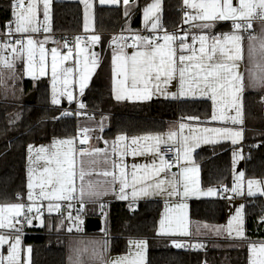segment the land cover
Listing matches in <instances>:
<instances>
[{"label":"snow or ice","instance_id":"obj_1","mask_svg":"<svg viewBox=\"0 0 264 264\" xmlns=\"http://www.w3.org/2000/svg\"><path fill=\"white\" fill-rule=\"evenodd\" d=\"M85 5V19L88 17V10L92 8L90 0H80ZM39 0H11V9L13 20L5 24L6 32L0 31V48L11 47V51L18 55L27 51L28 68L27 74L36 77V66L34 61L33 49L36 41L31 36L27 38V44L24 43V37L10 40L15 34L37 33L41 30L39 26L37 12ZM101 5L121 3V0H99ZM124 15H129L130 0H122ZM183 4L187 8L195 9V14L185 13L184 23L191 24V27L198 28L202 34L192 35L191 43H188V36L191 29L183 30L182 34L168 33L165 31L163 35V43L160 42L158 35L133 37V44L126 45L137 48L131 55L123 51L120 47L119 52L113 54V78L116 84L114 89L115 99L117 101H150L155 96H163L166 99H181L189 96L207 98L212 102L213 114L211 120H230L233 125H242L244 123L243 113V94L246 90L245 79L249 81L248 87L264 89V33L260 36L252 32L253 20L259 19L264 25V0H238L234 6L233 0H183ZM51 0H43V17L46 22L50 21ZM161 0H153V3L147 5L143 10V18L146 25L151 21V29L155 32L161 28L160 24ZM199 21L200 23H192ZM218 21H231L232 31L230 33H222L219 35H209L204 30H210L215 27ZM87 28V23L85 24ZM50 26H43L45 33L49 32ZM247 34L248 40V65L244 64L245 48L244 40ZM48 38L45 37V41ZM122 39V37H121ZM75 49H77V57L83 55V61L77 59L74 67H64L58 63V53L55 48L52 52L51 77L53 86L54 104L60 101L56 98V85L58 81L63 84V90L60 95H66L71 102L74 99L73 91L69 87H75L76 74L79 80V93L83 95L84 89L87 87L88 81L92 73L99 64L97 54L91 52L85 54L87 50L80 47V37L75 38ZM92 44L100 41L99 35L89 37ZM117 38H113L116 42ZM65 47L68 46L65 40ZM258 43V47H257ZM16 45L18 47L12 46ZM40 66L39 75L47 74V65L45 63L44 42L39 43ZM73 53L72 48H68V54L61 57L62 61L68 60ZM259 57V59H257ZM0 64L8 69H14V60L10 61L7 57L0 59ZM62 77V80L60 79ZM173 81H178V90L169 92V86ZM260 103L264 104V96H261ZM79 108H85L84 103H79ZM228 113H234L229 115ZM63 115H71L69 112ZM79 115V113H77ZM18 118V114H17ZM185 119V118H182ZM189 120H199V117H187ZM187 127L186 124L180 123L179 130L182 134ZM100 130L103 131V123H100ZM93 131L87 127L83 128L80 133V143L87 144L90 136L89 132ZM191 131V129H190ZM204 133H215L222 139L231 140L233 145L239 143L243 138L242 130H234L233 128H204ZM177 131L170 130L165 134H145L142 136H133L129 138L125 134L116 136L112 142V154H119L121 157L119 163L115 159H111L112 170H104L99 175L104 177H112L110 182L106 181L108 188H105L100 181L89 180L85 183V176L91 175L86 173L83 167L84 161L81 160V168L79 171V180L81 181L77 187L76 180V161L75 149L73 148L74 139H66L55 141L52 149L49 150L41 146L35 150L33 156V146L29 145V179L27 183V201L29 203H13L0 206V264H21V236L25 226H35L34 221L39 226H45V211L51 215L52 213H60L62 202L77 201L79 207L76 209V216L72 217L69 213L68 219L71 220L75 230L80 231L79 225L83 223L80 220V214L85 210L89 203L99 204L101 214H104L105 205L100 202V197L108 194V189L112 188L115 183H119L118 198L127 200L130 185L128 182V174L125 171L127 165L123 163V157L131 152V155H145L153 153L159 158V163L153 159L151 165H132V184L131 197L135 201L139 197L164 196L168 199L173 197L181 200L187 199L193 195H216L217 192L209 188L206 192H201L198 187V167H187L181 165V173L178 175L173 173L169 178L166 173L173 166L170 158H166L162 152V145L167 148L168 152H176V161L181 159L185 161L191 160V153L201 145V138L198 136H183L182 143L173 144L176 141ZM99 138V137H97ZM130 143H125L129 141ZM216 139L203 138V143L215 144ZM107 143V141H105ZM57 145H67L66 150H61ZM44 154V155H41ZM80 156H90L93 159L89 162L96 165L102 161L108 164L110 155L106 149L94 148L91 151L87 149L80 150ZM233 164L237 162V158H242L241 151L233 152ZM99 158V160L97 159ZM43 160V165L39 162ZM36 165L37 167H32ZM37 168L39 169L38 175ZM119 169L117 175L116 169ZM138 173H141L138 175ZM165 173L163 178L161 174ZM35 177V179H34ZM244 173H239V180L236 181L232 188L223 187V192L231 191L236 195H245L243 179ZM247 196H255L259 193L264 196V187L262 182L255 179H248ZM256 186V191L253 186ZM230 198V197H225ZM17 199L23 200L24 197L17 193ZM46 202V203H45ZM68 207H72L71 204ZM130 209L132 205H129ZM187 204L184 202L176 203L173 207L166 205V212L175 211V226L173 220L165 215L159 222L157 234L160 236H189V223L187 218ZM244 205L241 204L236 214L229 220L226 232L229 238L245 239L244 234ZM264 221V216L261 217ZM79 221V223H77ZM63 226V221H61ZM204 228L221 235V229L203 225ZM201 225L196 226V234H200ZM67 231L72 232L73 227L69 226ZM173 246L176 248H203L204 245L185 244L173 240ZM130 252L128 256L122 257L117 261H105L103 252L93 250L92 258L98 259L100 264H147L146 252L147 241L137 240L129 241ZM7 245V255H4V246ZM107 241H104L102 247L106 250ZM29 259L27 264H31L30 255L31 247L27 248ZM84 252L87 249L83 250ZM250 251L253 254L250 264H264V243L259 245H250ZM82 255V253H81ZM71 260V257H70ZM73 264H85L80 259V255Z\"/></svg>","mask_w":264,"mask_h":264},{"label":"trees","instance_id":"obj_2","mask_svg":"<svg viewBox=\"0 0 264 264\" xmlns=\"http://www.w3.org/2000/svg\"><path fill=\"white\" fill-rule=\"evenodd\" d=\"M148 1L133 2L131 27L140 26L141 10ZM82 18V5L79 2L55 1V31H80ZM11 19V1L0 0V30L5 29V24ZM124 21L121 5L96 7L95 24L100 32L111 33L121 28ZM162 23L168 30L180 24V0H164ZM1 54L0 50V59ZM108 57L107 54L102 57L100 67L83 96L93 113L110 114L106 136L112 137L119 132L166 131L174 127L181 117L210 116L211 104L208 100H115L110 85ZM22 88L23 92H19L16 86L11 90L4 86L0 64V203L15 201L17 193L25 192L27 147L30 143L47 142L55 136L73 135L76 132L74 117L63 115L61 108L51 105L48 79L34 81L23 78ZM32 91H36L35 102H26V95ZM261 96L259 92L245 94L248 128L262 126L256 122L263 114ZM231 149V145L221 143L196 152L204 187L232 185ZM245 169L248 176H264V137L260 143L250 147ZM162 206L161 200L142 201L134 209H129L124 202H112L109 211L110 253H122L127 249L129 238L142 237L149 243L148 264H248L249 242L264 240V221L261 220L264 216L263 196L246 198L244 241L209 240L204 242L203 248L194 251L176 248L171 239L157 234ZM190 215L192 220L222 224L228 216L226 200H193ZM44 220L45 226L34 223L35 226L29 229L31 233L24 238L26 244L32 246L31 264H66V237L58 229L60 218L56 214H45Z\"/></svg>","mask_w":264,"mask_h":264},{"label":"crops","instance_id":"obj_3","mask_svg":"<svg viewBox=\"0 0 264 264\" xmlns=\"http://www.w3.org/2000/svg\"><path fill=\"white\" fill-rule=\"evenodd\" d=\"M55 1H66V2H79L82 5V11H83V18H82V29L80 30V32H87L89 33V37H91L92 35H99L100 36V41L97 44H92L91 42L88 43H80V47L81 48H85L87 50V52L85 54H89V60L91 59L90 53L91 52H95L97 54V59L99 61L98 66L96 67L95 71L92 73L90 80L88 81L87 87L84 89V93L85 91L89 88L95 74L97 73L99 67H100V63L102 60V57L104 55H108V62H109V71H110V85H111V91H112V95L115 99V92L114 89L116 87L114 78H113V68L115 67L113 64V54L114 52H119L120 48H117L115 45V42H113V38L114 35L111 34L110 32L108 34H104L102 32H100L98 29H96V24H95V11H96V7L97 6H114L113 4H104L101 5L99 3V0H90V3L92 4V8L88 10V17L87 20L85 19V5L80 2V0H51V8H50V21L46 22L44 20L43 17V0H39L38 3V12H37V17H38V22H39V26H41V30L43 31V26H45L46 24L50 26V31H54V25H53V21H54V3ZM135 0H130V5H129V15L126 17L124 15L125 21L122 24L121 28H124L126 30L129 29H137L140 31V33L136 34V35H140V36H154L156 35V32L159 31L161 28H163L166 32L168 33H172L170 30L164 28L163 23H162V12H163V7H164V0H161V12H160V24L162 25L161 28H158L157 30H155V32L151 29V21L148 23V25L145 24L144 22V18H143V10L144 8L153 3V0H149L148 2H146L144 4V6L142 7L141 10V24L138 28H133L130 26V21L131 18L134 14V2ZM198 2V0H197ZM238 3V0H233V4L234 6ZM117 5H121L123 7V11L125 6L122 3L117 4ZM193 11V15L195 14V9H192ZM14 19L13 15H12V20ZM87 23V28H85V24ZM253 23V29L252 32L257 35L260 36L262 33H264V25H262L261 21H256V22H252ZM49 31V32H50ZM205 32H207L209 35H219L222 33H230L232 30L230 29L229 23H227V21H218L215 23V27H213L210 30H204ZM165 33V32H164ZM36 33H28L25 34L26 38L24 40L25 45L27 44V38L28 36H31L33 38L34 41H36V44L34 46L33 49V55H34V61H35V66L37 69L36 72V77L33 78L32 76L27 74V68H28V54L27 51H25L23 54H16L13 53L11 51V48L8 50H4L2 51L1 54V59L4 57H7L10 61L14 60V64L15 67L14 69H8L6 67H4L2 65V80H3V84L4 86L8 87L10 90L16 86V90H18L19 92H23V88H22V80L24 79H30V80H38V79H42V78H46L49 81V96H50V102L51 105L53 107H58L61 108L63 110V112L65 113L67 108H72L74 106H78L79 108V103H84V93L83 95H80L79 93V80H78V74H76V83H75V87H69L70 91H73V96L74 99L70 102L67 99L66 95H60L61 91L63 90V84L58 81L57 85H56V98L60 101L58 104H54L52 102L53 100V86H52V77H51V62H52V52L51 50L53 48H55L57 50L58 53V57H57V61L58 63L62 64V66L64 67H74L75 66V61L77 59H80L81 61H83V55L77 57L76 52L77 49H75V44L73 45H68L67 47H65L64 44H58V43H52L50 37L48 36H42V37H36L35 36ZM202 34L200 29H194L191 30L188 36V43H191V36L192 35H199ZM164 35V34H163ZM45 37H47L48 39L45 41ZM40 42H44V55H45V63L47 65V74L44 76H40L39 75V66H40V49H39V43ZM163 43V41H162ZM133 44V42L131 43ZM129 44V45H131ZM15 47H18L16 45H13ZM257 47H258V43H257ZM68 48H72L73 49V53L72 56L66 60V61H62L61 57L65 56L68 54ZM244 48H245V60H244V64L248 65V40H247V35L245 34V40H244ZM123 51L125 53H127L128 55H131L134 51H137V48L134 47H130V46H125L123 48ZM257 59H259V57H257ZM246 75V79H245V85H246V90L243 94V105H244V113H243V119H244V123L242 125H233L231 123L230 120H211V116L213 114V105L212 102L210 100H208L207 98H203L200 97L199 94H197L195 97H187V98H181V99H175V100H208L211 104V114L209 117L207 118H201L199 117V120H189L186 119L187 117H198V116H186V117H181L177 120L176 125L166 131H157V132H145V133H133V134H128L125 132H119L117 134H115L112 137H108L105 135V132L108 130V128L110 127V114L107 112L104 113H93L91 110H87L86 108H79V116L77 118H74L76 120V132L73 135H67V136H55L52 138V140L47 141V142H39V143H30L29 145L33 146V153L32 155H35V150L39 149L41 146L48 148L50 151L51 150H55L52 149L50 146L53 145V143L55 141H60V140H66V139H74V144H73V148L75 149V161H76V180L75 183L77 185V187H79L81 181L79 180V171L81 168V160L84 161L83 167L86 173L91 172V175H86L85 176V183H87L89 180L95 182V181H100L101 184L104 185L105 188H108V184L105 183L106 181L110 182L112 180V177H104L103 175H99L98 173L104 171V170H112V164H111V159H115L117 161V163H119L121 157L119 156V154H112V149H111V145L112 142L115 140L116 136L121 135V134H125L126 136H128L129 138L133 137V136H142L145 134H167L170 130L173 131H177L178 135H177V139L176 141H173L171 143L173 144H179L182 143V139L183 136H198L201 138V145L200 147L196 148L192 153H191V160L190 161H185L183 159V157L181 156V159L179 161H177L175 164H173V166L167 171L166 175L170 178L171 175L173 173L176 174H180L182 169H181V165L187 166V167H198L199 168V174H198V187L199 190L201 192H206L209 188L215 190L217 192L216 195H193L188 197L187 199L181 200L180 198H171L168 199L164 196H149V197H139L137 198L135 201L132 200L131 197V184H132V165H139V166H144V165H151L153 159H155L157 161V164L159 163V158L153 154V153H146L145 155H136L133 156L131 155V152L129 150V153L127 155H125L123 157V163L125 165H127L125 171L128 174V182H129V189H127V193H128V199L127 200H121L118 198V194H119V183H115L114 185H112V187L115 189V191L112 190V188L108 189V194L104 195L102 197H100V202L104 203V201L110 199L113 201H119V202H124V203H128V202H133L135 203V205H137L139 202L142 201H148V200H161L163 203L162 206V210L160 213V216L158 218V224H157V232H158V228H159V222L160 220L165 216L168 215L172 220H173V226H175V218L177 216V213L175 211L172 212H166V205L168 207H173L176 203H180V202H184L187 204V218H188V223H189V231H190V235L189 236H180V235H175V236H160V237H165V238H169L172 241H178V242H185L186 240H192L194 244L200 243V244H204L205 241H209V240H227V241H244L246 239V226H245V203H246V198L249 197L247 196L246 192H247V184L246 181L248 179H255V180H259L262 182V187H264V176H248L246 174V169H245V162L246 159L248 157V152L250 147L254 144V143H260L262 141V138L264 137V108H263V114L262 116L259 118H257L256 122H258L259 124H262L261 127H247L246 126V114H245V94L247 92H259L262 93V96H264V89H259V88H252V87H248L249 81L247 79V73ZM62 80V77L60 78ZM178 90V81H173L172 85L169 86V92H176ZM29 95V94H28ZM27 97V95H26ZM25 97V99H26ZM116 100V99H115ZM152 100H174V99H166L163 96H155ZM122 101H128V100H122ZM129 102H140V101H129ZM264 105V104H263ZM229 115L234 114V113H228ZM185 118V119H182ZM103 123V131L100 130V123ZM180 123H184L187 125V127L183 130L182 134L180 133L179 130V124ZM89 128L93 131L89 132V142L85 145H87V150L91 151L94 148H100V149H106L110 155V161L108 164H104L102 161L98 162L96 165H92L89 162L93 159V157L90 156H84L81 157L80 156V150L77 149V144L80 143V133L81 130L83 128ZM233 128L234 130H242L243 131V138L239 141L238 144L233 145L231 143V140L228 139H222L220 137H218L215 133H204L202 131V129L204 128ZM191 129V131H190ZM99 137V138H97ZM204 137H208L209 139H216L218 142L215 144H208V143H203V138ZM105 141H107V143H105ZM125 143H130L129 141H126ZM221 143H226L231 145L232 149H231V165H232V181L239 180V173L243 172L244 173V181H245V185H244V191H245V195L240 196L236 199H229L226 200L227 203V207H228V216H227V220L222 223V224H212L209 222H205V221H198V220H192L191 215H190V203L193 200H202V199H206V200H214V199H219L221 198V192L223 188L217 187V186H210V187H204L202 185V181H201V166L200 164L197 162L196 160V152L198 150H200L203 147H208V146H212V145H216V144H221ZM28 145V147H29ZM28 147H27V168H26V189L25 192L23 193V196L27 199V183H28V179H29V175H28V171H29V167H30V163H29V151H28ZM58 148H60L62 151L67 149V145H57ZM241 151L242 154V158H237V162L235 164H233V152L234 151ZM44 155V154H41ZM99 160V158H97ZM44 161L41 160L39 162L40 165H43ZM32 167H37L36 165H31ZM117 175L119 173V169H116ZM39 173V169L37 168V173L36 175H38ZM141 173H138V175H140ZM165 175V173L161 174L160 178H163ZM35 179V177H34ZM253 190L256 191V186H253ZM255 196H261L259 193H257V195ZM253 197V196H251ZM264 197V196H263ZM13 203H19L17 200L12 201V202H7V203H0V206H5V205H9V204H13ZM243 204L244 205V234H245V239H241V238H229L227 236V232H226V228L228 225L229 220L236 214V211L239 209L240 205ZM72 207H69L68 209V215L69 213L72 214V217L76 216V208L79 207V204L76 206L74 204H71ZM45 214H48L47 212ZM52 214H56V213H52ZM51 214V215H52ZM82 215V220L83 223L79 225L80 227V231L75 230V226L72 225V222L70 219H66L63 221V226H61V221H59L58 224V229L61 230L63 232V235L66 237V264H73V262L77 259V256L80 255V259H82L85 264H100V261L98 259H93L92 258V252L93 250H97V251H102L103 252V258L105 261H117L122 257L128 256L129 252H130V244L129 241H137V240H146L148 247H147V252H146V260H147V264H148V250H149V243L148 240L146 238H142V237H132L128 239V245H127V249L126 251L122 252V253H118V254H111L110 253V245H111V237L110 239H106L105 235H104V231H105V226L103 224V214H101L100 208H99V204H93V203H89L87 205V207L85 208V210L81 213ZM88 216H97V217H101L102 218V228L98 231H94V232H87L86 231V224H85V220L86 217ZM34 223H37L36 221H34ZM77 223H79V221H77ZM39 225V224H38ZM197 225H201L200 228V234L197 235L196 234V226ZM203 225H209L211 227H218L221 229V235H216L214 232L209 231V229L204 228ZM69 226L73 227V231L69 232L67 231V228ZM21 236V235H20ZM25 237L21 236V264H27V261L29 259L28 253H27V248L32 246L30 244H26L25 242ZM107 241V245H106V250L104 247H102L104 245V241ZM261 243H264V240H258V241H250L249 245H248V264H250L251 259H253V254L250 251V245L252 244H256L259 245ZM87 249L86 252H84L83 250ZM4 255H7V245L4 246ZM82 253V255H81ZM32 255V252H31ZM31 255H30V260H31ZM71 257V260H70Z\"/></svg>","mask_w":264,"mask_h":264},{"label":"built area","instance_id":"obj_4","mask_svg":"<svg viewBox=\"0 0 264 264\" xmlns=\"http://www.w3.org/2000/svg\"><path fill=\"white\" fill-rule=\"evenodd\" d=\"M11 1V0H10ZM185 13H189V14H193V11L191 8H187L184 4H183V0H180V24L178 26H176L175 28L171 29L170 31L172 33H177V34H182L181 33V29L183 30H188V29H191V30H194V29H197V28H193L191 27V24L189 23H184L183 22V18L185 16ZM12 20V19H11ZM256 21H260L259 19H255L253 20V22H256ZM192 23H200L199 21H194ZM227 23H229L230 25V29L232 30V22L231 21H227ZM190 30V31H191ZM0 31H4L6 32L7 29H3V30H0ZM165 30L163 28H161L159 31L156 32V35H158L161 39H160V42L162 43L163 41V34H164ZM140 33L139 30L137 29H129V30H126L124 28H119V29H116L114 31L111 32V34L114 35V37L117 38L116 42H115V45L117 48H120L118 47L119 46H122L123 48L126 46V45H129L133 42V37ZM21 35H23L24 37V40L26 38V35L25 34H15L14 37H11L9 38L10 40H14L15 38H19ZM247 35V34H246ZM36 37H42V36H48L50 37L51 39V42L52 43H58V44H64L65 45V40H67L68 42V45H73L76 43V40L75 38L76 37H80L81 40H80V43H88L90 42L89 40V33L87 32H80V31H50V32H42V31H39L35 34ZM122 37V39H121ZM4 38L3 37H0V40H3ZM14 45V44H13ZM12 45V46H13ZM11 47H8V48H0L1 51H4V50H8L10 49ZM85 104V108L89 111V108L87 106V104L84 102ZM65 112H69L71 113V115H67V116H73L74 118H77L79 115H77V113H79V108L78 106H74L72 108H67ZM162 147V152L165 154L166 158H170L172 164H175L177 161L175 159L176 157V152L173 151V152H168L167 151V148H165L163 145L161 146ZM87 145L85 144H81V143H78L77 144V149L78 150H81V149H87ZM236 182V180H233L232 181V185L230 187H228L229 189L232 188L233 184ZM22 196L23 194L20 193ZM24 197V196H23ZM225 197H230V198H225ZM239 195H236L234 193H232L231 191L225 193L221 192V198H223L224 200H229V199H236L238 198ZM17 201L20 203V202H23V203H29L27 201V199L24 197V199L21 201V200H18ZM114 202L113 200H106L104 201V205H105V208H104V214H103V224L105 226V231H104V235L106 237V239H110L111 237V234H110V231H109V211H110V205L111 203ZM46 203V202H45ZM69 204H74V205H78L77 201H70V202H62V209H61V212L60 213H56V215L60 218V220L64 221L68 218V205ZM132 205V208L131 209H134L136 207L135 203L133 202H128L127 205H128V208L130 209L129 205ZM77 209V208H76ZM46 213V211H45ZM80 219H82V215L80 214ZM30 227L32 226H25L22 230V233H20L21 236L25 237L27 234L31 233L30 232ZM185 244H194L192 240H186L184 242ZM184 249H187L189 251H194L196 248H192V247H185Z\"/></svg>","mask_w":264,"mask_h":264},{"label":"water","instance_id":"obj_5","mask_svg":"<svg viewBox=\"0 0 264 264\" xmlns=\"http://www.w3.org/2000/svg\"><path fill=\"white\" fill-rule=\"evenodd\" d=\"M36 100V91H32L26 97V102L33 103ZM86 230L89 232L98 231L102 228V218L97 216H88L85 220Z\"/></svg>","mask_w":264,"mask_h":264}]
</instances>
